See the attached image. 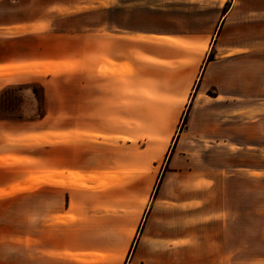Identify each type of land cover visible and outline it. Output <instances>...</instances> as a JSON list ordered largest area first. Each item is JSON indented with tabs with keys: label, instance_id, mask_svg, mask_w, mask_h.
Masks as SVG:
<instances>
[{
	"label": "crops",
	"instance_id": "1",
	"mask_svg": "<svg viewBox=\"0 0 264 264\" xmlns=\"http://www.w3.org/2000/svg\"><path fill=\"white\" fill-rule=\"evenodd\" d=\"M235 1L0 0V104L21 95L0 105V264H252L236 201L264 185V81L236 72ZM181 119L155 163L175 130L155 121Z\"/></svg>",
	"mask_w": 264,
	"mask_h": 264
},
{
	"label": "rangeland",
	"instance_id": "2",
	"mask_svg": "<svg viewBox=\"0 0 264 264\" xmlns=\"http://www.w3.org/2000/svg\"><path fill=\"white\" fill-rule=\"evenodd\" d=\"M236 0V4H237ZM251 2V7H242L239 6L234 8L235 9V17H234V32L236 38H242L247 37L250 38L251 42V50L250 54L248 55V58L246 61H241L240 63H236V72L237 74H242L243 70L244 72L250 71V76H252L253 79H261L264 81V0H249ZM235 4V3H234ZM235 4V6H236ZM241 5V4H240ZM248 12L250 13L248 16ZM244 29V30H243ZM212 55H210L211 58ZM33 91L35 92L36 96L40 99V97L43 95L42 88L39 84L35 83L32 86ZM211 94L214 92L210 91ZM4 97V99L1 101V106L4 108H12L16 109L19 101L21 99L20 92L18 91V88L12 87L8 90H6L1 95ZM182 122L177 121H155L154 125L160 126L156 127V134L159 136V140H163L166 137V134L175 128L172 133V139L171 143H169L168 148L161 152L159 149L155 150V163H165L168 155L170 153L172 143L175 140L177 129L182 127ZM150 124V123H149ZM163 124V128L161 125ZM176 124L177 127H174ZM146 128L145 121H140V149L143 148V142L142 138H145L144 134ZM158 128V129H157ZM156 138V141H159ZM160 148V147H158ZM161 149V148H160ZM163 149V148H162ZM139 158L140 161H147V156L151 157L153 155L152 152L145 153L142 151H139ZM251 195L250 198H246L244 201H236V202H244L245 206H250L251 208V238H252V248H251V254H252V264H256V261H264V217H258L254 214L255 210L258 209V207L261 204V208L264 206V200H262V197L260 199V195L264 193V185H252L251 187ZM92 198L85 199L83 202L88 203V205L93 203L94 207L100 206V200L98 199L99 196L92 195ZM96 199V200H95ZM243 204V203H241ZM259 241V242H258ZM254 243V244H253ZM259 243V244H258ZM260 245L254 246V245Z\"/></svg>",
	"mask_w": 264,
	"mask_h": 264
},
{
	"label": "bare ground",
	"instance_id": "3",
	"mask_svg": "<svg viewBox=\"0 0 264 264\" xmlns=\"http://www.w3.org/2000/svg\"><path fill=\"white\" fill-rule=\"evenodd\" d=\"M88 179V178H87ZM99 185V184H98Z\"/></svg>",
	"mask_w": 264,
	"mask_h": 264
}]
</instances>
